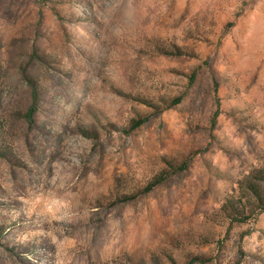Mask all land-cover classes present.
<instances>
[{"label": "rangeland", "instance_id": "1", "mask_svg": "<svg viewBox=\"0 0 264 264\" xmlns=\"http://www.w3.org/2000/svg\"><path fill=\"white\" fill-rule=\"evenodd\" d=\"M253 184L264 0H0V264H264Z\"/></svg>", "mask_w": 264, "mask_h": 264}, {"label": "trees", "instance_id": "2", "mask_svg": "<svg viewBox=\"0 0 264 264\" xmlns=\"http://www.w3.org/2000/svg\"><path fill=\"white\" fill-rule=\"evenodd\" d=\"M181 98H182L181 96L174 97L172 99V101L170 102L169 106L177 104L178 102H180ZM147 120H148L147 116L132 119L128 131L134 130L135 128L139 127L140 125H142ZM185 166H186V162L179 165L177 170L182 169ZM166 174L167 173H165V172H161L158 175H156L152 181H150L147 185H145V187L143 188L144 192L151 190L156 184L162 182L166 178ZM253 187H254V194H256V196L260 202V206H259L260 210H264V196L262 195L261 191L258 190V188L255 184H253ZM124 198H126V200H128V199L133 198V197L131 195H126Z\"/></svg>", "mask_w": 264, "mask_h": 264}]
</instances>
